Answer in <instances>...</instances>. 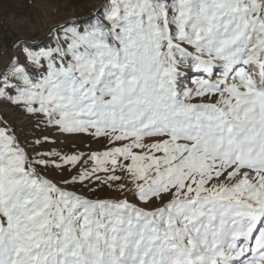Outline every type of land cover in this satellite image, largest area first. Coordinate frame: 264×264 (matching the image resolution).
I'll return each instance as SVG.
<instances>
[{
  "label": "snow or ice",
  "instance_id": "obj_1",
  "mask_svg": "<svg viewBox=\"0 0 264 264\" xmlns=\"http://www.w3.org/2000/svg\"><path fill=\"white\" fill-rule=\"evenodd\" d=\"M0 58V264H264V0H98Z\"/></svg>",
  "mask_w": 264,
  "mask_h": 264
},
{
  "label": "rangeland",
  "instance_id": "obj_2",
  "mask_svg": "<svg viewBox=\"0 0 264 264\" xmlns=\"http://www.w3.org/2000/svg\"><path fill=\"white\" fill-rule=\"evenodd\" d=\"M98 0H0V42L43 38L55 23L84 17ZM6 58V57H4ZM4 58H0V63ZM15 118V114H11ZM39 132V129L36 130Z\"/></svg>",
  "mask_w": 264,
  "mask_h": 264
}]
</instances>
